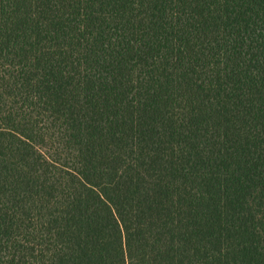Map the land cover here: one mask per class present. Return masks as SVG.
<instances>
[{
    "label": "trees",
    "instance_id": "obj_1",
    "mask_svg": "<svg viewBox=\"0 0 264 264\" xmlns=\"http://www.w3.org/2000/svg\"><path fill=\"white\" fill-rule=\"evenodd\" d=\"M0 264H264V0H0Z\"/></svg>",
    "mask_w": 264,
    "mask_h": 264
}]
</instances>
